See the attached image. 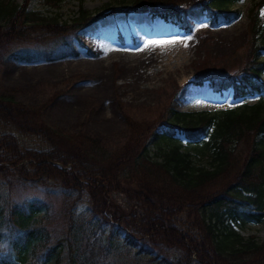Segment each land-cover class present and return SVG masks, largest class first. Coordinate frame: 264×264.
<instances>
[{"label": "trees", "instance_id": "16d2710c", "mask_svg": "<svg viewBox=\"0 0 264 264\" xmlns=\"http://www.w3.org/2000/svg\"><path fill=\"white\" fill-rule=\"evenodd\" d=\"M29 1L9 7L0 0V64L8 56L22 63L52 59V47L8 48L47 38L63 43L68 32L99 17L80 3L71 18L59 20L28 10ZM42 1L57 8L62 0ZM238 1L122 0L118 5H128L119 11L178 25L185 16L203 15L219 25L238 17L231 8ZM263 5L264 0L253 2L248 10L245 54L208 72L214 90L232 87L236 97L258 95L256 102L216 111L167 108L151 121L123 113L128 134L115 151H106L88 133L50 127L39 118L41 107L0 94V264H116L111 254L120 239L137 257L159 264H231L227 252L241 253L233 264H264V241L246 240L233 228L264 222ZM109 7L113 4L102 9ZM160 127L166 146L154 157L147 142ZM190 149L208 165H196ZM27 189L35 193L12 197V191ZM83 201L88 218L78 220ZM181 213L189 218V229L175 224ZM218 224L225 229L222 239L214 232ZM173 249L180 257L172 256Z\"/></svg>", "mask_w": 264, "mask_h": 264}, {"label": "rangeland", "instance_id": "374dc122", "mask_svg": "<svg viewBox=\"0 0 264 264\" xmlns=\"http://www.w3.org/2000/svg\"><path fill=\"white\" fill-rule=\"evenodd\" d=\"M120 1L62 0L59 7L53 8L42 0H30L28 10L57 16L59 20L71 18L80 3L84 9L97 12L99 17L86 27L68 32L63 43L47 38L44 42L28 40L10 45L8 49L16 51H41L52 47L53 58L22 63L12 56L6 57L0 64V94L10 95L24 106L41 107L39 118L50 127L70 133L85 132L99 138L108 152L115 151L127 137L128 126L123 113L136 121H151L167 108L183 112L216 111L258 100V95L236 97L232 87L214 90L208 72L212 67L230 64L235 55L242 57L245 54L250 40L248 10L259 0H240L232 4L231 8L239 12L238 17L219 25L206 15L199 20L185 16L182 25H178L146 13L127 14L119 11L128 7L118 5ZM22 2L4 0L9 7ZM107 4H113V7L102 9ZM259 17L264 25V5ZM148 27L151 34L155 29L160 30L150 38L169 40L172 47L181 38L189 42L188 58L174 66L175 69L158 72L161 66L149 67L156 75L155 80L140 77L141 60L136 58L146 39L142 31ZM59 47H66V50L58 51ZM260 54H264L263 51ZM260 79L264 81V71ZM163 130V127L158 128L147 142L154 157L166 146V140L160 136ZM175 136L186 145L181 133L177 132ZM190 151L196 165H208L206 157ZM11 193L17 198L30 197L35 192L27 189ZM114 199L124 203L122 195H115ZM86 205L84 201L78 205V220L88 218ZM175 224L183 229L192 227L185 213L176 216ZM233 228L246 240L264 241V222ZM224 231L218 224L214 229L216 239H222ZM107 232L108 228L105 234ZM198 232L202 233V230ZM177 250L171 252L176 258L180 257ZM112 252L116 264H159L150 262L148 257H137L135 249L126 247L121 239ZM227 253L230 255L225 260L231 264V260L241 259V253Z\"/></svg>", "mask_w": 264, "mask_h": 264}, {"label": "bare ground", "instance_id": "6f19581e", "mask_svg": "<svg viewBox=\"0 0 264 264\" xmlns=\"http://www.w3.org/2000/svg\"><path fill=\"white\" fill-rule=\"evenodd\" d=\"M149 30H151L150 27H148L147 30L144 29L142 31V35L146 37V39H144L142 48L136 55V58L141 60V64L139 63L141 65H139L141 69L139 71L140 77L142 79L155 80L156 75L150 71L149 67L154 65L157 67L161 66L159 69H157L158 72H163L164 70H167L168 72L171 70V68L175 69L174 66L188 58L189 42L186 41V38L180 37L181 39H178L179 41L177 40V44L172 47V42L169 40L154 37L150 38L152 34H159L160 30L155 29L153 30L154 32L152 34L149 32ZM93 41L100 42L99 39H94Z\"/></svg>", "mask_w": 264, "mask_h": 264}]
</instances>
